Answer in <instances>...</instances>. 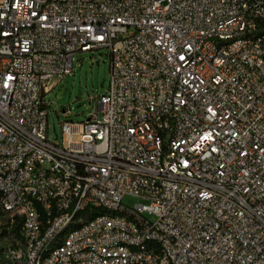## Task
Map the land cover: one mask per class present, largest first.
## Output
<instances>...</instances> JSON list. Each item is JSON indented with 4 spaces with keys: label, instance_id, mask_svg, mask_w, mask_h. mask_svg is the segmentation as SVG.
I'll use <instances>...</instances> for the list:
<instances>
[{
    "label": "built area",
    "instance_id": "1",
    "mask_svg": "<svg viewBox=\"0 0 264 264\" xmlns=\"http://www.w3.org/2000/svg\"><path fill=\"white\" fill-rule=\"evenodd\" d=\"M101 49L99 110L51 140L47 87ZM0 194L12 264H160L161 245L174 264H264V0H0ZM99 205L136 218L52 243Z\"/></svg>",
    "mask_w": 264,
    "mask_h": 264
},
{
    "label": "rangeland",
    "instance_id": "2",
    "mask_svg": "<svg viewBox=\"0 0 264 264\" xmlns=\"http://www.w3.org/2000/svg\"><path fill=\"white\" fill-rule=\"evenodd\" d=\"M109 49L76 53L74 70L57 77L58 82L46 94L48 105V136L53 141L62 140V122L65 120L82 122L91 112L99 110V97L103 95L110 79ZM69 115V116H68ZM123 202L134 206L143 201L136 196H125ZM4 213V212H1ZM153 218V215H149ZM19 235L18 223L11 224L9 216L0 215V253L12 237ZM0 256V264H12Z\"/></svg>",
    "mask_w": 264,
    "mask_h": 264
},
{
    "label": "bare ground",
    "instance_id": "3",
    "mask_svg": "<svg viewBox=\"0 0 264 264\" xmlns=\"http://www.w3.org/2000/svg\"><path fill=\"white\" fill-rule=\"evenodd\" d=\"M86 44H93V37H86ZM6 213L4 198L0 194V213ZM66 207H58L57 215H65ZM123 217L136 218V209L131 208H111L107 205L94 206L91 209L76 207L73 209L71 219H65L64 223H58L56 235H52V243H66V239H72L78 232H84L87 229V222L104 221L114 222ZM85 219V220H80ZM122 247H128V250L135 253L151 251V242H131L122 240ZM56 253V245H48L43 249V256L53 257ZM160 264H174L171 261V252L168 245H161L159 248ZM11 263V262H10Z\"/></svg>",
    "mask_w": 264,
    "mask_h": 264
},
{
    "label": "crops",
    "instance_id": "4",
    "mask_svg": "<svg viewBox=\"0 0 264 264\" xmlns=\"http://www.w3.org/2000/svg\"><path fill=\"white\" fill-rule=\"evenodd\" d=\"M57 82H58V79L53 80V81L50 83V85L47 87V91H49L54 85H56Z\"/></svg>",
    "mask_w": 264,
    "mask_h": 264
},
{
    "label": "trees",
    "instance_id": "5",
    "mask_svg": "<svg viewBox=\"0 0 264 264\" xmlns=\"http://www.w3.org/2000/svg\"><path fill=\"white\" fill-rule=\"evenodd\" d=\"M0 256H2V254L0 253ZM3 257V256H2ZM4 258V257H3Z\"/></svg>",
    "mask_w": 264,
    "mask_h": 264
}]
</instances>
